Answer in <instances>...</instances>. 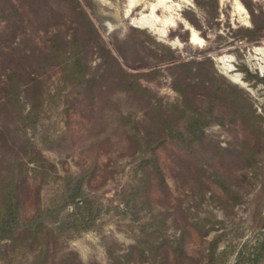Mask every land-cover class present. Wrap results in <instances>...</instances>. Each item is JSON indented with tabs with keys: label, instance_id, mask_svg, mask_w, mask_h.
<instances>
[{
	"label": "rangeland",
	"instance_id": "rangeland-1",
	"mask_svg": "<svg viewBox=\"0 0 264 264\" xmlns=\"http://www.w3.org/2000/svg\"><path fill=\"white\" fill-rule=\"evenodd\" d=\"M12 1L24 8L11 13L8 24L0 19V27L8 25L15 34L0 35V80L11 67L19 73L21 88H29L23 80L29 81L50 26L68 32L60 17L67 16L70 4ZM76 1L94 29L85 60L95 82L71 84L57 58H49L42 73L33 75L39 83L18 96L24 110L32 104L37 108L34 125L18 131L29 145L13 142L16 113L1 100L0 166L17 159V192L26 216L44 206L57 208L76 173L82 174L76 203L86 198V204L61 203L57 222L68 236L40 233L48 256H22L36 251V244L29 251L18 239L16 255L8 246L0 264L6 259L8 264H63L65 252L72 253L66 256L70 262L81 264H204L215 232L221 236L211 264H264V258L250 253L264 234V83L246 73L264 79V0H237L241 10L233 0H71L75 8ZM141 18L146 24L136 23ZM105 49L122 68L143 73L137 84H126ZM180 61L192 69L173 70V75H185L188 93L214 103L212 119L191 155L164 135L166 124L181 120L177 103L183 82L173 80L166 68ZM125 120L138 123L131 125L148 132L151 142L165 136L154 149L162 182L145 161L137 171L142 174H134L139 156ZM211 168L225 175L229 192L214 181ZM80 213L92 215V224L73 231V222L78 227L88 222L77 221ZM150 222H159L154 232Z\"/></svg>",
	"mask_w": 264,
	"mask_h": 264
},
{
	"label": "trees",
	"instance_id": "trees-1",
	"mask_svg": "<svg viewBox=\"0 0 264 264\" xmlns=\"http://www.w3.org/2000/svg\"><path fill=\"white\" fill-rule=\"evenodd\" d=\"M0 19L8 24V18L13 15H16V11L21 12L20 8H24L21 3H18V6H15L12 0H7L9 2L8 6H4V0H0ZM70 4L69 11L67 16L60 17L61 24L65 26L67 29V33L62 31L58 24H52L50 29L52 31L49 33L46 43L42 44V47L39 49L38 53L35 56L34 65L31 66V70L28 71L29 81L24 79V84L28 83L29 88H21L23 82L20 80L19 73L16 69L9 68L8 72L3 71L4 77L0 80V101L1 103L9 102L14 112L16 113L17 122L13 126L14 135L13 142L15 143L20 139L23 145H29L28 138L21 136L19 130H24L27 125H34L37 120V108L36 106L29 105L26 110H24V104L19 100V94L21 91H25L35 87L40 79L34 74H41L42 69L44 68L46 62L49 58H57L62 68L65 72L66 80H68L71 84H81L86 87H89L95 82V71H88V63L85 60L87 44L88 41L91 40L94 35V29L92 24L89 21V18L80 5L77 2V8L71 5V0H65ZM21 14V13H19ZM56 22V21H54ZM53 22V23H54ZM8 25H2L0 27V35L7 33L14 36L13 28L10 30L6 29ZM95 36H97L95 32ZM64 46H67V49H62ZM106 50V49H105ZM106 52L110 55V58L113 62H115L118 68L121 70L123 76L122 78L126 81V84H137L138 76L142 75V72L138 71H130L122 68L116 58L106 50ZM7 66V65H5ZM5 66H1L2 70H4ZM185 66V67H184ZM171 75L173 80L183 82L182 87L179 90V101L177 103V110L179 111V115L181 116V120L178 123L170 124L164 128L165 136L170 137L176 140L177 145L185 150V152L189 155L193 154L197 148H199V143L202 138V129L208 124L212 119V110H213V99L211 97L206 98L203 102L202 96H198L193 92L190 94L187 92V84L189 81H186L187 78L185 75H178L175 77L173 75V70H178L181 68L192 69L190 64L187 61L173 62L166 67ZM40 69V70H39ZM97 70V69H96ZM248 76L256 78L258 81H262L264 83V79L261 76H258L255 73H250L246 71ZM183 80V81H182ZM128 86V85H127ZM3 93V94H2ZM25 97V96H24ZM197 97V98H196ZM201 97V98H200ZM197 100V101H196ZM201 102V104L199 102ZM125 115L120 114V117H124ZM124 121V125L130 129V136L136 146V152L139 156L138 161L133 165L134 174L140 173L137 172L139 166H141L144 161L150 165L152 171L154 172L157 179L162 182L163 176L161 169L156 161L154 149L157 145H159L165 136H162L156 140V142H151L149 138L148 132H141L131 124L136 123ZM145 163V164H146ZM18 161L16 158L8 161L2 167L0 166V256H8L7 247L10 246L11 255L14 253L16 255L17 249H15L14 245H16V240L20 239L21 243L27 244L29 246V251L33 250V243H35L34 249L36 251L32 252L31 255L23 253L22 256H48V243L44 241H40V233L44 235H50L53 239L56 238V235L64 233V230H61V222H57L58 217V209L62 208L61 204L65 201H73L75 202V206L79 208L80 206H84L86 204V198H80V202L76 203L75 197L80 195L81 187H82V174L76 173L73 176L69 177L68 182H70V187L65 190L66 193L64 196L60 198V201L57 208H52L48 206H44L42 208H37L33 211L31 215H24L21 212V202L20 197L17 192V175L19 173V168H17ZM214 181L218 183L222 189L226 191H230V184L227 183V178L225 175L217 171L214 168H211L209 172ZM140 175L134 178L135 183L130 188V193L132 194V199L135 198V194L137 193L138 184L140 181ZM128 194V193H127ZM208 195L212 196L213 193L208 192ZM77 221L79 222H87L81 227L74 225L72 223L73 231H79L80 229H86L92 224V215H85L83 213L77 214ZM155 218V217H154ZM155 221V220H153ZM218 221L219 220H214ZM57 222L56 224H53ZM156 222V221H155ZM150 222L153 226L152 232L156 230L158 227V223ZM212 223L204 229H210L212 227ZM264 227V222L262 224ZM66 229V228H65ZM221 236V232H215L208 241V245L206 248V252L204 253L206 256V261L204 264H211V258L214 250V246L218 238ZM43 240V239H42ZM175 247H180V244L177 243ZM241 253V249L236 252L235 258L237 259ZM253 254L255 258H264V234L260 236L257 240L256 244L252 247L250 252ZM42 254V255H41ZM72 256V253L65 252L61 254L62 258L60 262L63 264H81L80 261L70 262L69 258L66 256ZM74 256V255H73ZM7 264L9 263V259H6Z\"/></svg>",
	"mask_w": 264,
	"mask_h": 264
},
{
	"label": "bare ground",
	"instance_id": "bare-ground-1",
	"mask_svg": "<svg viewBox=\"0 0 264 264\" xmlns=\"http://www.w3.org/2000/svg\"><path fill=\"white\" fill-rule=\"evenodd\" d=\"M233 2H234V4L236 5V7H235V9H237V10H241V6H240V4H239V2L237 1V0H233ZM142 17H143V15H142ZM145 17V16H144ZM143 19H145V18H143ZM143 19L141 18L139 21H137L136 23L137 24H139V25H144V24H146V22H144L143 21ZM196 39V36H195V34L193 33L192 34V41H194ZM232 80H234V81H238L239 83H241V84H243V82L242 81H240L238 78H236V77H232Z\"/></svg>",
	"mask_w": 264,
	"mask_h": 264
}]
</instances>
